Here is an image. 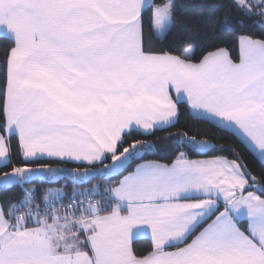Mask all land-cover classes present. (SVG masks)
Listing matches in <instances>:
<instances>
[{"label":"snow or ice","instance_id":"1","mask_svg":"<svg viewBox=\"0 0 264 264\" xmlns=\"http://www.w3.org/2000/svg\"><path fill=\"white\" fill-rule=\"evenodd\" d=\"M218 9L194 29L175 0H0V185L74 186L0 203V264H264V183L238 153L177 131L163 163L134 138L183 105L264 163V38L238 31L264 29V0Z\"/></svg>","mask_w":264,"mask_h":264},{"label":"trees","instance_id":"2","mask_svg":"<svg viewBox=\"0 0 264 264\" xmlns=\"http://www.w3.org/2000/svg\"><path fill=\"white\" fill-rule=\"evenodd\" d=\"M164 0H153V5L162 4ZM179 5L180 11L177 13L181 23L186 26L196 28L200 23V10L203 5L212 4L218 5L219 9L216 13L218 18H223L226 15L225 9L229 4V0H175ZM234 15V13H233ZM240 19V17H236ZM244 24L249 25L247 28L238 29V31H243L249 35L254 36L255 38H264L261 36V32L264 31L259 23L244 19ZM201 36L204 35L203 32L200 33ZM225 44L218 46H227L229 51L232 53L234 59H238V47L233 44L231 36L227 33L225 34ZM4 42L5 36L0 35V64H2L3 51H4ZM210 43V41H208ZM211 49H205L209 51ZM3 73L0 72V78H2ZM189 131L190 134L200 133L199 138H207L212 143L217 146H222L225 151L222 153H215L214 155H224L232 158L233 151L238 153L243 163L246 165L251 176H254L259 182L264 183V163H261L260 160L256 158L246 147L232 134L227 131L220 130L217 127H213L204 122L193 119L190 114L186 111L185 107L181 105L180 107V116L174 127H169L165 130H156L151 136L137 135L135 139H147L152 142L157 143V149L145 156L147 160H156L163 163H170L172 159L175 158L174 153H170L167 148L170 144V141H164L162 138L167 136L169 133H175L177 131ZM194 154H190V158H196ZM48 162V161H44ZM140 162V161H138ZM13 163L19 164L20 160L17 156L13 155ZM53 166H56L55 164ZM61 167H75L74 164L60 165ZM10 171V167L0 168V172ZM105 182L102 178L97 177L89 183L78 186L83 189H91L93 185H103ZM51 185H56L57 187L64 189L67 192H71L74 187L71 180L68 178H59L54 182L49 183L44 177L35 178L32 184H27L23 186H0V203H4L13 198H19L24 192V188H34L37 193V198H40L44 191L50 188Z\"/></svg>","mask_w":264,"mask_h":264},{"label":"rangeland","instance_id":"3","mask_svg":"<svg viewBox=\"0 0 264 264\" xmlns=\"http://www.w3.org/2000/svg\"><path fill=\"white\" fill-rule=\"evenodd\" d=\"M69 168V167H68ZM43 176H40L39 178H42ZM0 186H3V185H0ZM50 188H59L57 187L56 185H51Z\"/></svg>","mask_w":264,"mask_h":264},{"label":"crops","instance_id":"4","mask_svg":"<svg viewBox=\"0 0 264 264\" xmlns=\"http://www.w3.org/2000/svg\"><path fill=\"white\" fill-rule=\"evenodd\" d=\"M0 35H4L5 36V34L3 33V32H0ZM196 158H201V157H196ZM256 158H257V156H256ZM193 159H195V158H193ZM258 159V158H257ZM259 160V159H258ZM36 178H39V177H36ZM43 178V177H42Z\"/></svg>","mask_w":264,"mask_h":264},{"label":"built area","instance_id":"5","mask_svg":"<svg viewBox=\"0 0 264 264\" xmlns=\"http://www.w3.org/2000/svg\"><path fill=\"white\" fill-rule=\"evenodd\" d=\"M24 189H27V188H24Z\"/></svg>","mask_w":264,"mask_h":264}]
</instances>
